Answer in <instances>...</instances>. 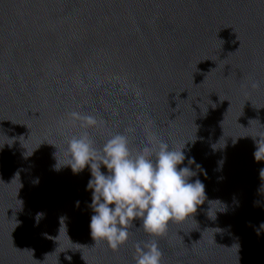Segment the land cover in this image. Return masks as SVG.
Instances as JSON below:
<instances>
[{"label": "water", "instance_id": "water-1", "mask_svg": "<svg viewBox=\"0 0 264 264\" xmlns=\"http://www.w3.org/2000/svg\"><path fill=\"white\" fill-rule=\"evenodd\" d=\"M71 112L102 122L97 148H182L204 203L162 237L137 220L118 251L95 244ZM259 141L264 0H0V264H135L153 239L161 264H264Z\"/></svg>", "mask_w": 264, "mask_h": 264}, {"label": "clouds", "instance_id": "clouds-1", "mask_svg": "<svg viewBox=\"0 0 264 264\" xmlns=\"http://www.w3.org/2000/svg\"><path fill=\"white\" fill-rule=\"evenodd\" d=\"M253 87H257L253 84ZM71 121L85 129L67 140L65 152L74 173L87 166L91 179V215L89 229L95 244L105 243L118 251L129 239V229L140 221L142 230L151 237L167 234L169 222H182L192 217L205 201V186L189 167H178L185 160L180 150H172L162 140H149L141 148L130 147L125 134H112L97 148L87 129L102 122L92 115L71 112ZM264 148L257 144L254 157L260 160ZM194 161L189 160V162ZM107 171L102 172L101 167ZM264 170H261V172ZM38 182V181H37ZM43 216L37 214V219ZM163 253L155 239L141 247L136 245L135 264H161ZM70 259V257H68Z\"/></svg>", "mask_w": 264, "mask_h": 264}]
</instances>
